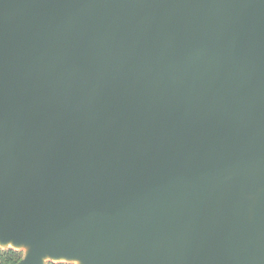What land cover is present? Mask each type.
Instances as JSON below:
<instances>
[{
    "label": "water",
    "instance_id": "water-1",
    "mask_svg": "<svg viewBox=\"0 0 264 264\" xmlns=\"http://www.w3.org/2000/svg\"><path fill=\"white\" fill-rule=\"evenodd\" d=\"M0 249L264 264V0H0Z\"/></svg>",
    "mask_w": 264,
    "mask_h": 264
},
{
    "label": "trees",
    "instance_id": "trees-1",
    "mask_svg": "<svg viewBox=\"0 0 264 264\" xmlns=\"http://www.w3.org/2000/svg\"><path fill=\"white\" fill-rule=\"evenodd\" d=\"M23 254L13 250L3 251L0 249V264H18L22 259ZM53 264V263H48Z\"/></svg>",
    "mask_w": 264,
    "mask_h": 264
},
{
    "label": "flooded vegetation",
    "instance_id": "flooded-vegetation-1",
    "mask_svg": "<svg viewBox=\"0 0 264 264\" xmlns=\"http://www.w3.org/2000/svg\"><path fill=\"white\" fill-rule=\"evenodd\" d=\"M23 254V253H22ZM23 257V256H22Z\"/></svg>",
    "mask_w": 264,
    "mask_h": 264
}]
</instances>
